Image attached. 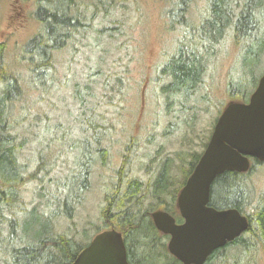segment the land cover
<instances>
[{
  "label": "rangeland",
  "instance_id": "rangeland-1",
  "mask_svg": "<svg viewBox=\"0 0 264 264\" xmlns=\"http://www.w3.org/2000/svg\"><path fill=\"white\" fill-rule=\"evenodd\" d=\"M36 1L0 0V45H4L5 59L24 75L27 74L26 62L17 59L22 56V47L40 27ZM91 1L85 0V3ZM105 2L97 9L81 7V16L88 25L85 29L81 27L71 50L57 53L53 68L42 78L35 76L32 86L31 82H26V99L8 104L6 110L22 120L10 133L14 136L12 145L16 148L17 160L21 166L27 165L26 172L34 171L42 157L48 156L49 144L52 154L57 150L61 152L54 162L55 170L45 180L50 181V190L58 197L67 196V184L82 164L86 150L84 141L93 134L89 128L94 123L101 126V133H96L101 142L92 139L94 152L90 151L96 161L92 166L90 188L82 202L75 205L72 217L61 214L52 223L46 221L49 233L75 236L82 244H88L99 227L105 229L101 215L104 198L112 186L111 181L118 177L125 154L130 158L129 175L145 184L143 209L150 206L156 209L157 201L151 192L160 171L167 167L172 172L174 186L183 183L195 156L204 152L225 107L231 102H248L264 74V53L255 57L260 47L256 37L264 38L263 22L260 32L246 41L244 47L235 43L230 32L213 44L208 39H200L194 49L205 59L202 81L190 95L177 93L169 100L161 90L170 79L162 74V68L167 57L176 55L184 41L190 54L192 42L188 41L187 26L175 23L176 16H182L175 10L177 3L119 0L108 9ZM205 4V0H192L188 15L197 19ZM110 28L115 29L114 37L99 33ZM39 72L36 71V75ZM117 79L122 82L118 83ZM87 85L92 88L87 89ZM78 92L86 95L87 107L78 98ZM102 148L106 150L104 154ZM248 179L256 193L263 192L264 165L250 173ZM41 189L40 181H29L20 186V197L29 208L32 204L40 206L43 199L38 198L37 193ZM55 207L42 206V209L50 211ZM10 212L7 204L0 205V229L3 226L6 235L14 222ZM18 215V222L26 219L23 214ZM32 219L27 218L26 222ZM39 226L37 223L28 226L27 241L43 234ZM157 236L167 245L166 237L159 232ZM6 242L1 232L0 264H5L2 261L8 247ZM24 244L23 240L12 243L14 246ZM133 246L138 262L143 260L140 251L143 249L151 264L174 263L169 253H166L167 258L158 254L160 250H155L151 237L134 238ZM56 258L66 263L57 252L43 255L41 263L47 264ZM238 261L239 264H264V252L255 249L249 254H240Z\"/></svg>",
  "mask_w": 264,
  "mask_h": 264
},
{
  "label": "trees",
  "instance_id": "trees-1",
  "mask_svg": "<svg viewBox=\"0 0 264 264\" xmlns=\"http://www.w3.org/2000/svg\"><path fill=\"white\" fill-rule=\"evenodd\" d=\"M114 1L116 3L119 0ZM171 1L177 3L175 8H178L175 10L182 14V16H176L175 23L187 26L188 32L190 31L188 41L192 42L190 43V54L187 52L186 42L184 41V45L179 46L176 55L170 58L167 57L162 68V74L170 78L161 87L162 93L169 100H171L172 95L177 93L190 95V92L202 81L206 63L205 59L200 57L194 49L197 48L200 39H208L213 44L223 39L230 32L235 43L243 46L246 41L260 32L261 25L264 22V0H205L206 4L202 9V15H199L197 19H193V16L188 15L192 0ZM78 2L79 0H37L35 2V12L40 27L22 47V56L17 59L20 62H26V75L19 72L18 68L12 66L5 59L4 45H0V86H2L0 88V150L4 152L0 160V170L3 172L5 179L9 180L14 177L15 160L12 148H9L13 142L4 134L9 133L14 125L22 121L6 113L7 105L12 104L14 101L23 102L26 99L24 86H26V82L29 84L33 81L35 76L42 78L44 63L48 58L49 50L59 49L62 44H73L80 34L81 27L83 29L87 28L88 24L83 21L84 16L82 17L77 12ZM91 2L96 3L98 7L104 4L102 0H92ZM204 11L205 14L203 15ZM114 30L112 28L109 30L104 29L99 33L114 37ZM256 41L257 44L260 42V47L255 52V57H260L264 53V38L257 36ZM250 49L246 52H249ZM36 71L40 72L36 75ZM117 81L118 83L122 82L121 79H117ZM32 83H30L31 86ZM91 88L87 85V89ZM77 95L82 100L83 105L87 107L86 95L81 92H78ZM25 109L27 111L28 107H25ZM99 128L101 126L95 123L89 128L88 131L93 132V134L87 136L84 141L86 150L83 155L81 170L74 174L71 182L69 181L67 184L68 193L63 214H66L69 218L72 217L75 211V205L82 202L86 191L90 188L92 166L96 161L91 144L92 139L96 142L101 141V138L96 135V133H101ZM128 150L129 148H127L126 153ZM103 151L102 154H104ZM200 156L196 155L193 161L196 162ZM40 165L41 170L46 168L43 161ZM129 165V154H125L124 161L118 169V177L114 182L111 181L112 186L105 195V205L101 211L105 229L115 228L124 234L126 244L130 249L129 258L131 262L132 255L133 257L135 255L134 238L138 239L139 236L151 237L155 250H160L158 254L167 258V245L165 242H161V237L157 236V229L150 217L155 208L150 206L143 209L142 195L145 192V184L129 175ZM262 165H264V162L256 161L249 172L226 171L214 181L211 189L210 205L217 209L237 208L248 217L250 224L248 230L241 236L229 242L226 246L215 250L205 264H239L240 254H249L255 249H262L264 252V191L256 193L248 179L249 174ZM160 176L153 184V194L157 198L169 186L170 181L165 178V172L160 173ZM171 212L173 213V211ZM33 218L31 222L26 224H33L36 221V216ZM178 220L180 222L182 218L178 217ZM40 226L42 228L43 225ZM102 230L103 228L99 227L97 233ZM45 234H47V230ZM32 240L25 241L22 246H14L12 245L13 242L7 241L8 247L2 262L5 264H42L43 255L46 257L52 252H57L65 258L66 263L62 262V259L58 261V258H56V261L51 260L47 264H71L77 254L87 245L79 243L75 236L70 237L61 234L56 236L54 231L48 232L47 237L39 233ZM137 245L140 249L139 240ZM140 251L143 260L138 264H151L147 251L143 249ZM171 258L174 263L170 262L169 264L180 263L176 258L172 256ZM232 258H235L236 261H231Z\"/></svg>",
  "mask_w": 264,
  "mask_h": 264
},
{
  "label": "water",
  "instance_id": "water-1",
  "mask_svg": "<svg viewBox=\"0 0 264 264\" xmlns=\"http://www.w3.org/2000/svg\"><path fill=\"white\" fill-rule=\"evenodd\" d=\"M264 162V74L248 102L229 103L215 125L210 141L179 193L183 222L169 212L151 213L156 228L169 235L168 251L182 264H205L215 250L234 241L249 228L248 217L237 208L210 205L216 178L226 172L244 173L252 160ZM71 264H130L121 231L97 233Z\"/></svg>",
  "mask_w": 264,
  "mask_h": 264
},
{
  "label": "flooded vegetation",
  "instance_id": "flooded-vegetation-1",
  "mask_svg": "<svg viewBox=\"0 0 264 264\" xmlns=\"http://www.w3.org/2000/svg\"><path fill=\"white\" fill-rule=\"evenodd\" d=\"M102 1L104 2V0H102ZM113 2H114V0H107L108 9L110 6H112ZM86 5L88 7L85 10H87L89 7H93L94 9L98 8V6H96V3H92V2H90V3L86 2L85 3V0H79L78 6H77V12L79 15H81V13H82L81 7H84ZM102 5H99V7ZM70 47H71V44H68V45L62 44L59 47V49L49 50L48 58L46 60V63H44V75L47 73L48 69L54 67L55 55L62 50L63 51L64 50L67 51L69 49L71 50ZM12 128H11V130H12ZM4 136L9 138L11 141H13V139H14V136L10 132L7 134H4ZM97 142L100 143L101 141L98 140ZM60 146H61V143H60L59 147ZM9 148H12V151H13L12 153H14L13 158L15 160V173H14V177H12L8 180V179H5L3 172L0 170V205L2 203H5L8 205V207L11 210L10 213H13L12 219H14V222L12 223V228H11V231L9 234H7V235L5 234L6 233L5 228L2 226L0 229V235H1V232H3L4 233V239L6 241H9V242L23 240L25 243V241H27L26 238H28L26 233L28 231V226H29L26 224V223H29V222H26L27 221L26 219L36 216L37 222L35 221L34 223H37L39 225H43L42 228L40 229L43 231V234L40 233V235L47 237L49 227H48L46 221L52 222V220H54L56 217L63 214V211H65V206H66V195L60 194L58 197L55 192L50 190V181L49 182L45 181L46 178L49 177L51 175V173L55 170L56 165L54 162L57 158H59V155L61 152L57 150V153L55 155L52 154L50 152L51 151V144H49L48 149H46L48 156H44L41 159V161H43L46 164L45 165L46 168H43V170H41L40 169L41 162H40V163H38L37 168L34 171L26 172V169H27L26 166L27 165L21 166L17 160V157L15 155L16 148L14 149L13 145L9 146ZM102 150H104L103 152L106 151L104 148H102L101 151ZM3 153H4L3 150H0V160H1V157L4 155ZM199 159H200V157L197 159L196 162H194V161L191 162L192 168L187 170L188 172L184 176L185 179L183 178L184 179L183 183L180 182V184L178 186H174V183H173L174 176L172 175V172L167 169V167L163 171H160V173L165 172L166 173L165 178L167 180L171 179L172 181H169V186L167 188H165L163 192H161V195L158 198L154 196L153 190H152V192H151L152 198L157 201L155 204L157 210H163V211H167V212L171 213L176 218V220L178 221V217L181 216L180 211H179V207H178L179 193L182 190V188L184 187V185L186 184L187 179L190 177L191 173L194 171ZM80 170H81V165H80L78 172ZM190 170H191V172H190ZM160 173L156 177L155 182L162 176V175L160 176ZM32 180L33 181H35V180L40 181L42 189L37 194H38V198H42L43 201L41 202L40 206L36 205V204H32V207L29 208L26 201L20 197L19 188L21 185H24V184H26ZM155 182H154V184H155ZM152 188L154 189V187H152ZM51 205H55L56 207L54 209H51L50 211H45L42 209V206H50L51 207ZM173 209L177 210V212H179V213L173 214L171 212ZM19 213L23 214L26 217V219L24 221L21 220L18 222L19 218H16V217L19 216L18 215ZM40 219H44L45 222L44 223L41 222ZM178 223H180V222H178ZM46 230H47V234H45ZM32 239H31V241H32ZM124 240H125V238H124ZM125 243H126V241H125ZM126 247H127V252H128V261L130 262V264H138V260H137L136 255H134V257H133V255L131 254L133 263L131 262V260L129 258L130 249L128 248L127 244H126Z\"/></svg>",
  "mask_w": 264,
  "mask_h": 264
}]
</instances>
